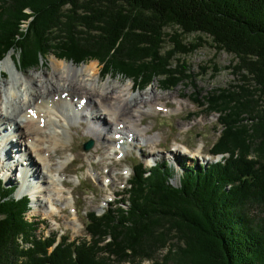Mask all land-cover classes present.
<instances>
[{"label": "trees", "instance_id": "obj_1", "mask_svg": "<svg viewBox=\"0 0 264 264\" xmlns=\"http://www.w3.org/2000/svg\"><path fill=\"white\" fill-rule=\"evenodd\" d=\"M191 34L232 57L236 83L202 103L221 125L210 154L227 157L181 165L176 186L167 162L137 164L121 198L86 216L88 240L36 237L28 198L0 180V264H264V0H0V61L13 52L20 71L52 54L169 90L205 43Z\"/></svg>", "mask_w": 264, "mask_h": 264}, {"label": "rangeland", "instance_id": "obj_2", "mask_svg": "<svg viewBox=\"0 0 264 264\" xmlns=\"http://www.w3.org/2000/svg\"><path fill=\"white\" fill-rule=\"evenodd\" d=\"M165 32L171 34L173 30L167 29ZM197 38H202L205 43L201 44L192 55L190 54L183 58L188 66L186 74L190 78L184 79L169 90H163L159 86L158 81L146 86L136 87L132 80H127L121 76L104 77L101 74V66L96 61L73 65L71 62L57 59L52 54L47 55L41 65L31 71L17 70L25 76H43V81H49L53 71L52 65L57 62H64L73 67L86 65L94 68L93 70L98 73V79L96 77L98 85L107 81L109 83L120 82L121 85L130 84L131 88L129 91L131 95L138 96L146 92H153L158 98L150 100L147 104L152 102L151 104L157 103V105L162 104V106H165V110H162V112L151 110L150 113L142 114L140 117V126L147 127V136H150V138L152 136L151 139L154 142L152 144L146 142L143 144L145 146L133 142V148H126V153L120 161H117L114 156H111V158L106 156L107 149L111 145L109 142L102 140L103 138L100 141L91 139L94 142L92 150L88 153H83L80 150V146L91 138L84 134L86 123L80 121L78 124L70 126L67 143L64 147H59L54 153H51L50 159L55 163L58 159H62L63 156L73 158V162L69 161L70 163L65 164L59 172L62 185L65 187L64 196L71 200L73 206H70L73 208H65L68 206L58 202L56 203L58 211L54 209L55 212L51 216H45L33 211L37 207L34 206V200H32L30 203L32 209L26 213V219L37 223V231L34 233L36 237H46L56 232L59 235H68L70 240L87 238L84 232L86 216L91 212L101 215L109 209L111 204L120 199L117 195L123 194L127 182L133 175V168L138 163H143L145 168H148L155 162H167L176 171L175 180L171 182L172 185H175L182 170L181 165L184 164L186 167L194 168L209 165L215 163L217 159H221V157H212L209 153L221 132L219 130L221 129L218 120L219 114H207V106L202 103L204 101L203 98L208 93L214 90L227 89L235 84L237 79L228 69L232 57L224 52H217L215 48L210 46L211 43L207 37L200 34H191L183 37L185 43H192ZM10 53L17 69V56L11 51ZM178 70L182 71L180 68ZM5 79H8V73L2 72L0 83ZM42 84L44 88L45 83L43 82ZM32 86L38 88L35 84H32ZM69 93L70 95L72 94L71 96H76V98L83 96L81 95L83 92L75 89L69 90ZM193 97L199 101L194 102ZM108 101H111V99L107 100L106 104L109 103ZM73 103L75 102L73 101ZM147 104L143 105L144 109L152 108V106H147ZM190 115L192 116L189 117ZM125 116L123 118H126L127 121L128 117ZM111 134L112 132L105 135V130L101 131V135L108 141H113ZM154 135H158V138H153ZM13 140L12 145L15 147L12 155L13 159L10 161L7 158L5 162H9L14 168L6 171V168L0 164V179H3L5 188L16 187L13 197L19 199L21 195H18L17 192L21 185L17 184L19 180L18 174L20 175L19 171L23 169L25 162L20 166L21 161L18 163L15 161L18 160L19 156L18 148L23 149V142H21L22 140L19 136H15ZM198 146L200 150L196 153ZM179 147H184L185 151L179 150ZM22 149L21 153H23ZM171 152H173V155L170 154ZM126 168L129 172L126 171ZM4 175L6 176L5 179L3 178ZM105 178H111L110 182L107 183ZM114 193H116L115 199L113 197ZM29 195L31 196L30 193ZM37 209L41 210L40 208ZM42 211H46L45 207ZM261 214V212H258L256 215L261 216ZM164 254L165 251H162L159 255ZM143 264H148V262Z\"/></svg>", "mask_w": 264, "mask_h": 264}, {"label": "bare ground", "instance_id": "obj_3", "mask_svg": "<svg viewBox=\"0 0 264 264\" xmlns=\"http://www.w3.org/2000/svg\"><path fill=\"white\" fill-rule=\"evenodd\" d=\"M52 69L51 79L43 81V76H25L19 73L12 61L11 53L0 61V75L2 72L8 73V79L0 83V121L2 120L0 135L1 130H5L0 139V151L7 145L9 147L3 160L0 157V164L6 171L14 168L5 160L13 159L15 149L12 145L13 138L19 136L23 142V149L18 148L19 156L15 162L21 161L20 166L25 163L23 169L19 171L22 181L17 193L18 195H22L24 191L30 193L34 206L41 209L35 208L33 211L45 216H51L55 212L54 209L58 211L56 208L58 202L66 206L71 205V200L64 196L65 187L62 185L59 172L72 158L63 156L55 163L50 159L51 153L67 143L70 126L80 121L85 122V136H90L96 141L103 138L102 140L109 142L111 147L107 149L106 156L110 157L114 150L124 152L125 148H131L132 144L123 145L130 135L133 142L139 144L152 142V136L151 138L147 136V127L140 126V117L151 110L157 111L160 108L165 110L162 104H151L152 102L147 104L150 100L158 98L153 92L133 96L129 91L130 84L121 85L120 82L107 81L98 85L96 81L98 73L92 67L86 65L73 67L64 62H57L52 65ZM71 88L83 92L81 94L83 96L77 98L76 104L73 103L74 96L69 93ZM82 99H86L88 104L80 108L78 103ZM109 99L111 101L106 104ZM145 104L152 108L144 109ZM29 111H33L36 117ZM123 116L128 117V122ZM39 119H44L43 127L39 125ZM8 127L11 130H8ZM102 130H105V135L113 131V135L120 133L123 142L119 139L108 141L101 135ZM153 138L157 139L158 135H154ZM21 149L23 153L20 152ZM180 149L185 151L184 147H179ZM199 150L198 146L196 153ZM170 154L173 155V152ZM5 177L4 175L3 178ZM44 207L45 212L42 211Z\"/></svg>", "mask_w": 264, "mask_h": 264}, {"label": "water", "instance_id": "obj_4", "mask_svg": "<svg viewBox=\"0 0 264 264\" xmlns=\"http://www.w3.org/2000/svg\"><path fill=\"white\" fill-rule=\"evenodd\" d=\"M93 147V142L91 141V139L89 141H87L86 143H84L81 146V150L83 152H88L89 150H91V148Z\"/></svg>", "mask_w": 264, "mask_h": 264}]
</instances>
